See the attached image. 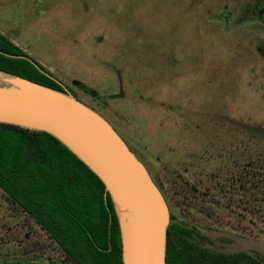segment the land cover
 Instances as JSON below:
<instances>
[{
  "label": "rangeland",
  "instance_id": "obj_1",
  "mask_svg": "<svg viewBox=\"0 0 264 264\" xmlns=\"http://www.w3.org/2000/svg\"><path fill=\"white\" fill-rule=\"evenodd\" d=\"M0 31L110 120L180 221L264 239L250 183L223 187L264 164V0H0ZM0 264H75L1 188Z\"/></svg>",
  "mask_w": 264,
  "mask_h": 264
},
{
  "label": "trees",
  "instance_id": "obj_2",
  "mask_svg": "<svg viewBox=\"0 0 264 264\" xmlns=\"http://www.w3.org/2000/svg\"><path fill=\"white\" fill-rule=\"evenodd\" d=\"M0 49L29 55L1 31ZM0 69L62 89L24 58L0 53ZM75 84L101 102L112 97L99 94L82 81ZM250 128L264 139V128ZM242 170L241 175L228 178L223 187L236 186L245 197V187L250 183L251 211L260 216L264 212V164H243ZM0 188L41 225L69 261L123 264L119 223L111 197H105L104 183L52 135L0 122ZM184 231L180 226L169 228L168 234L173 236H168L167 264H264V257L252 252L206 254L181 236Z\"/></svg>",
  "mask_w": 264,
  "mask_h": 264
},
{
  "label": "water",
  "instance_id": "obj_3",
  "mask_svg": "<svg viewBox=\"0 0 264 264\" xmlns=\"http://www.w3.org/2000/svg\"><path fill=\"white\" fill-rule=\"evenodd\" d=\"M0 53L29 60L62 86L57 89L0 69V122L47 132L101 179L119 223L123 264H167L171 211L146 163L107 117L31 54ZM207 234L232 240L211 247L213 251L264 257V239L217 229Z\"/></svg>",
  "mask_w": 264,
  "mask_h": 264
},
{
  "label": "flooded vegetation",
  "instance_id": "obj_4",
  "mask_svg": "<svg viewBox=\"0 0 264 264\" xmlns=\"http://www.w3.org/2000/svg\"><path fill=\"white\" fill-rule=\"evenodd\" d=\"M76 81L77 80H75V83H76ZM73 91H75V90H73ZM150 173L152 175L151 171H150ZM152 177L154 178L156 183L161 188L160 184L157 182L155 177L153 175H152ZM161 189H162V191L166 197V200L169 204L170 211H171V223L169 225V228H174L177 226L183 227V229H185L184 232H186V234H181V236L186 238L187 241L189 240L190 242H192L196 247H198L201 251L205 252L206 254H217V253H219V252L213 251L211 249V247H216L220 243H232V240L227 239V238H223V237L215 238V237L208 236L207 231H211L214 229L231 232V231H228V230H225L222 228H218V226L212 224L213 223L212 222V219H213L212 215H211L210 219L208 217L204 218L201 223H198V222H192L191 223L190 222V224H189L188 220L187 221L186 220L180 221L178 219V217L176 216V213L172 210L171 204L169 202V199H168L166 193L164 192L163 188H161ZM231 233L246 236L244 234H240V233H236V232H231ZM168 236L171 238V236H173V233L170 232L168 234Z\"/></svg>",
  "mask_w": 264,
  "mask_h": 264
},
{
  "label": "crops",
  "instance_id": "obj_5",
  "mask_svg": "<svg viewBox=\"0 0 264 264\" xmlns=\"http://www.w3.org/2000/svg\"><path fill=\"white\" fill-rule=\"evenodd\" d=\"M11 39H15V38H13V37H10Z\"/></svg>",
  "mask_w": 264,
  "mask_h": 264
}]
</instances>
